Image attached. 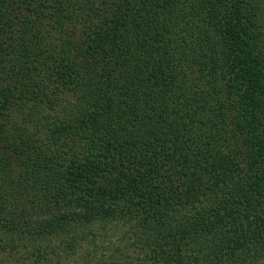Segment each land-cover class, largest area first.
I'll list each match as a JSON object with an SVG mask.
<instances>
[{"label": "trees", "instance_id": "16d2710c", "mask_svg": "<svg viewBox=\"0 0 264 264\" xmlns=\"http://www.w3.org/2000/svg\"><path fill=\"white\" fill-rule=\"evenodd\" d=\"M96 227L264 264V0H0V241Z\"/></svg>", "mask_w": 264, "mask_h": 264}, {"label": "rangeland", "instance_id": "374dc122", "mask_svg": "<svg viewBox=\"0 0 264 264\" xmlns=\"http://www.w3.org/2000/svg\"><path fill=\"white\" fill-rule=\"evenodd\" d=\"M100 227L94 228L97 231V235L94 240L88 238L81 244L79 248H76L73 252L71 249L63 255L61 259H58L55 254H50L51 248L55 249L57 253L60 241H64V238L52 239L51 246L41 241H33L27 238L31 242L13 240V235H2L3 240L0 241V264H32L37 260V255H43L47 252L48 256L46 260L41 261V264H120L124 262L127 264L128 258L131 259L129 264H137L136 255L131 253V237L124 228L111 227L100 231ZM39 248L41 252L34 251ZM126 249V250H125ZM122 253L121 251H124ZM39 253V254H38ZM33 257V258H32ZM135 262V263H134Z\"/></svg>", "mask_w": 264, "mask_h": 264}]
</instances>
